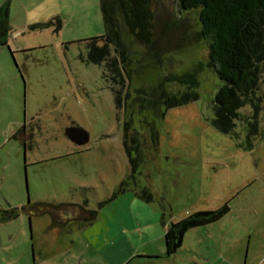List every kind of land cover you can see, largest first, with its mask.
<instances>
[{
	"label": "rangeland",
	"instance_id": "374dc122",
	"mask_svg": "<svg viewBox=\"0 0 264 264\" xmlns=\"http://www.w3.org/2000/svg\"><path fill=\"white\" fill-rule=\"evenodd\" d=\"M20 1L8 0L12 30L0 46V210L87 201L98 217L81 229L77 222L59 229L47 215L29 218L18 210L0 221V264H103L106 240L134 217L152 236L153 220L167 228L224 204L229 211L187 230L165 264H264V93L256 111L238 110L230 132L212 124L221 81L208 65L210 40L201 35L199 10L151 0L157 51L124 33L134 56L128 88L125 76L114 83L102 65L87 61L85 39L103 34L99 0ZM30 2L34 11L21 7ZM185 72L195 73L196 87L166 82L165 90L181 94L189 86L197 98L154 118L152 141L125 94ZM114 86L121 89L119 106ZM129 123L144 137L141 157L129 187L115 193L131 173L123 147ZM70 125L88 132L87 143L65 136ZM144 187L149 201L136 195ZM158 243L161 249L163 236Z\"/></svg>",
	"mask_w": 264,
	"mask_h": 264
},
{
	"label": "trees",
	"instance_id": "16d2710c",
	"mask_svg": "<svg viewBox=\"0 0 264 264\" xmlns=\"http://www.w3.org/2000/svg\"><path fill=\"white\" fill-rule=\"evenodd\" d=\"M178 3L182 9L199 10L201 35L210 40L208 65L221 81L212 101V124L221 132H230L235 126V119L240 116L238 110L252 106L256 111L261 94L264 93V0H178ZM7 7V2L0 7V46L7 44L12 30ZM99 7L103 34L85 39L87 61L102 65L105 76L114 83L117 81L122 84L121 76H125L129 88L134 74V56L125 41L124 33L149 50L157 51L152 38L155 26L151 0H99ZM42 25L46 24L36 26ZM166 82L188 83L193 87L197 85L194 72L163 74L156 85L132 88V97L128 91L125 94L126 99L130 98L129 106L135 108L139 123L149 131L152 141L156 138L154 118H161L165 109L197 98L194 89L186 90L190 89L189 86L181 94L168 93L165 90ZM112 91L116 106H119L121 89L114 86ZM147 114L151 116L150 121ZM143 140V135L130 123L126 125L123 147L131 173L118 184L115 193H123L129 187L137 160L141 157ZM135 192L147 201L152 199L151 193L145 187ZM18 210L24 211L29 218L33 215H47L51 219L50 225L59 229L73 222H77L81 229L98 217V211L89 208L87 201H37L27 203L21 209L10 207L0 210V221L6 222L15 218ZM228 211L229 207L224 204L216 209L195 211L168 224L164 232L165 255L170 256L177 252L187 230L217 221Z\"/></svg>",
	"mask_w": 264,
	"mask_h": 264
},
{
	"label": "crops",
	"instance_id": "0c3cea01",
	"mask_svg": "<svg viewBox=\"0 0 264 264\" xmlns=\"http://www.w3.org/2000/svg\"><path fill=\"white\" fill-rule=\"evenodd\" d=\"M5 2L8 3V0H0V7ZM9 2L11 4L12 0H9ZM10 4L8 3L9 12L12 10ZM21 7L28 9V12L35 10L32 7V2L29 3V6L22 5ZM13 9L16 11V7ZM153 225L158 229H156L155 234L150 236L148 233L143 232L146 224H142L134 217L129 227H122L120 230L113 232L105 242V250L101 251L103 264H165L167 260L170 261V258L175 256L177 252L165 257V244L163 243V247L160 249L158 243V240L162 236L164 237L165 224L162 223L159 226L158 221L153 220ZM56 232H60L59 229H56ZM139 237H143V240L138 241L137 238Z\"/></svg>",
	"mask_w": 264,
	"mask_h": 264
},
{
	"label": "water",
	"instance_id": "95a60500",
	"mask_svg": "<svg viewBox=\"0 0 264 264\" xmlns=\"http://www.w3.org/2000/svg\"><path fill=\"white\" fill-rule=\"evenodd\" d=\"M65 136L77 146H82L87 143L89 134L86 130L76 125H70L64 129Z\"/></svg>",
	"mask_w": 264,
	"mask_h": 264
}]
</instances>
